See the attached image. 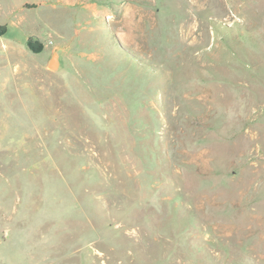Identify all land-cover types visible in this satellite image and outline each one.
Segmentation results:
<instances>
[{
    "label": "rangeland",
    "instance_id": "rangeland-1",
    "mask_svg": "<svg viewBox=\"0 0 264 264\" xmlns=\"http://www.w3.org/2000/svg\"><path fill=\"white\" fill-rule=\"evenodd\" d=\"M0 264H264V0H0Z\"/></svg>",
    "mask_w": 264,
    "mask_h": 264
},
{
    "label": "water",
    "instance_id": "water-1",
    "mask_svg": "<svg viewBox=\"0 0 264 264\" xmlns=\"http://www.w3.org/2000/svg\"><path fill=\"white\" fill-rule=\"evenodd\" d=\"M60 66L58 55L53 53L47 62V68L51 71H57Z\"/></svg>",
    "mask_w": 264,
    "mask_h": 264
}]
</instances>
